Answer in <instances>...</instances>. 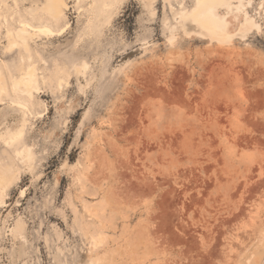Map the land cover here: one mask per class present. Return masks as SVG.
<instances>
[{"label":"rangeland","instance_id":"obj_1","mask_svg":"<svg viewBox=\"0 0 264 264\" xmlns=\"http://www.w3.org/2000/svg\"><path fill=\"white\" fill-rule=\"evenodd\" d=\"M46 4L0 0V264H264V0Z\"/></svg>","mask_w":264,"mask_h":264},{"label":"bare ground","instance_id":"obj_2","mask_svg":"<svg viewBox=\"0 0 264 264\" xmlns=\"http://www.w3.org/2000/svg\"><path fill=\"white\" fill-rule=\"evenodd\" d=\"M218 1H222V0H212V2L216 3ZM204 4V3H203ZM47 16L51 19H53L54 21L58 20L60 17H62L64 15V13L60 12L59 9L60 7L62 6V0H47ZM215 14L214 12H211L209 14H206L205 13V20L201 21V22H204L205 25L208 27L209 24H219L218 20L214 17ZM207 22V23H206ZM213 22V23H212ZM22 25H25L26 27H32V28H37V30L39 31H42V32H47L49 33L50 30L48 27H46L47 25L45 24V26H35V25H31L29 24V22H26V21H21ZM203 23V24H204ZM214 24V25H215ZM216 26V25H215ZM228 27V26H227ZM51 29V28H50ZM36 30V31H37ZM52 30V29H51ZM53 31V30H52ZM32 74L30 73L28 75V78L25 77V79H21L20 81H14V87L18 90L19 93H21V95L25 96V99H28V100H31L34 98V94H32V92L35 90L33 87H32V84H31V80H32ZM3 88V86L0 87V93H1V89ZM23 93V94H22ZM189 99V98H188ZM11 103H15L14 105L18 104V105H21V106H26L27 107V104L22 101V100H14V99H11ZM12 106V104H11ZM192 106V104H191ZM25 107V108H26ZM28 109V108H27ZM192 109V108H191ZM190 110V109H188ZM24 123V121H23ZM22 125V124H20ZM23 126V125H22ZM22 126L20 127V129L17 131V133H14V132H11L9 131V137L7 139H16V137H18L20 134H21V128ZM145 128V127H144ZM16 132V131H15ZM3 133V132H2ZM0 137L1 138H5L4 136H2V134H0ZM263 223V222H262Z\"/></svg>","mask_w":264,"mask_h":264}]
</instances>
